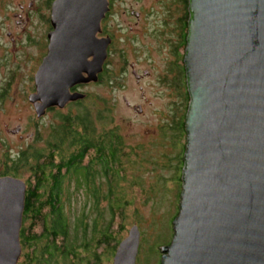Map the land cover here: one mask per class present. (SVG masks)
<instances>
[{
  "label": "water",
  "instance_id": "water-1",
  "mask_svg": "<svg viewBox=\"0 0 264 264\" xmlns=\"http://www.w3.org/2000/svg\"><path fill=\"white\" fill-rule=\"evenodd\" d=\"M95 1L99 7L90 15L53 1L52 49L30 95L38 117L84 98L69 88L102 71L108 40L94 41V35L109 4ZM188 1L183 60L190 97L181 199L160 264H264V0ZM93 52L91 72L78 68L72 77L73 67ZM24 182L0 178V264H17L21 257ZM139 229L128 230L112 264H135Z\"/></svg>",
  "mask_w": 264,
  "mask_h": 264
},
{
  "label": "rangeland",
  "instance_id": "rangeland-1",
  "mask_svg": "<svg viewBox=\"0 0 264 264\" xmlns=\"http://www.w3.org/2000/svg\"><path fill=\"white\" fill-rule=\"evenodd\" d=\"M36 1L9 0L7 4V8H12L9 19L12 23L9 25L13 32L21 26L22 29L31 30L30 35L33 34L35 38L23 48L11 47L13 49L9 50L10 53L3 65H0V173L8 169L2 165L3 162L14 164L20 149L29 145L43 146V138H47L52 123H56L55 112L43 114L44 116L37 122L35 119L37 113L28 99V94L36 90L33 82L35 65L39 62L43 50L41 44L33 43L42 37L43 28L39 18L34 15L22 17L17 15L22 14V11L19 6L16 8V5L25 2L24 7H29ZM158 2L113 0V16L110 15L106 22V28H110L114 33V45L111 54L108 55L106 66L109 81L82 88L88 96L85 103L93 106L95 111L106 106L112 109L114 121L118 125L119 133L124 136L123 142L126 146L143 144L149 147V152L142 154L143 158L149 159L150 162H146L141 169L146 173L154 172V176L157 174V188L155 186L149 191L153 197L144 204L145 200L142 199L139 189L137 190L139 213L135 219L136 223L131 219L123 233L125 237L135 224L140 228L139 252L135 264H160L163 254L161 249L173 238V221L179 212L182 188L180 181L182 171L178 170L180 163L178 156L180 152L181 158L183 156L182 147L185 145V139L184 142L176 140V146L173 147L169 145L168 140L171 134L168 133L167 138H161L163 136L161 128L170 124L172 118L180 115L185 107L182 85L185 81L186 86L187 79L181 66L184 53L181 48L179 49L180 44L178 45L177 41L176 10L174 12L178 0H167L165 4ZM131 5L138 10L144 7L145 12L153 8L151 11L153 16H148L150 18L148 19L145 13L144 18L141 15L142 17L135 22L126 11ZM123 9L126 11L125 14H122ZM15 20L22 21L21 25H15ZM13 25L16 28L13 29ZM1 39L9 41L6 35ZM39 43H42L41 39ZM182 48L185 46L182 45ZM4 52L5 50L1 49L0 56ZM70 110L74 111V106L61 111ZM18 127L19 131L15 132ZM152 155L157 164L152 165L154 160ZM168 160L173 161L172 167ZM150 168L154 171L151 172ZM18 177L27 180L28 185L33 181L32 174L26 170H22ZM152 179L149 178V181ZM81 192H76L77 201H71L70 208L74 215H78L84 203ZM24 225L27 226L26 222ZM89 227L91 231L92 228ZM36 229L39 230L38 227ZM110 247L102 245L95 249V252L102 256L100 264H112L114 252H111ZM23 260L21 256L19 262ZM87 264L95 263L89 261Z\"/></svg>",
  "mask_w": 264,
  "mask_h": 264
},
{
  "label": "trees",
  "instance_id": "trees-1",
  "mask_svg": "<svg viewBox=\"0 0 264 264\" xmlns=\"http://www.w3.org/2000/svg\"><path fill=\"white\" fill-rule=\"evenodd\" d=\"M183 39L186 43L185 34ZM182 86L184 110L161 128V138H167L168 133L172 135L168 140L173 147L176 140L184 142L187 136L184 118L190 94L185 81ZM74 108V111H55L56 123L49 128L43 146L20 149L14 164L6 169L14 176H20L22 170L30 171L33 177L26 186L24 221L19 233L24 260L19 264H87L89 261L100 264L102 256L95 249L110 245L114 256L131 219L132 222L137 219V190L144 204L153 197L149 191L157 188V174L141 169L150 162L142 154L149 152V147L125 145L112 109L106 106L95 111L85 101L78 102ZM182 149L184 155L186 146ZM178 158V170L182 171L185 159L181 158V152ZM167 162L173 166V161ZM149 178L153 179L149 181ZM77 191H82L84 203L78 215H74L70 205L71 201H77Z\"/></svg>",
  "mask_w": 264,
  "mask_h": 264
},
{
  "label": "flooded vegetation",
  "instance_id": "flooded-vegetation-1",
  "mask_svg": "<svg viewBox=\"0 0 264 264\" xmlns=\"http://www.w3.org/2000/svg\"><path fill=\"white\" fill-rule=\"evenodd\" d=\"M8 1L9 0H0V50L1 49L5 50L3 55L0 56V65H3L4 60L6 59L7 55H9V53H10V51H9L10 49L12 50L15 47L16 48H23V46L28 44V42L33 41L35 38V36H33V34L30 35L31 30L22 29L21 26H19L20 28L14 32H13L12 28H10L12 21H10L9 19L11 17L10 13L12 12V8H10V7L7 8ZM53 1L54 0H37L32 6H29V7H24V5H26L25 2L16 5V8H17V6H19L20 11H22V14L19 13L17 15H19L21 17H22V15L23 16H29V15L33 16L34 15L36 18H39L38 20H40V22L42 23L41 25L43 28L42 29L43 35L41 38H37L35 40L36 43L35 42L33 43L35 45L38 43V44H41V46H43V50H42L41 56L39 58L40 60L35 65L36 66L35 72H37L39 65L45 61V58L49 57L50 49H52L50 46V45H52L51 37H53L54 31L56 30L55 26L53 25L54 23L51 20L52 19V10L54 7ZM158 1H159L158 3L161 2L162 4L163 3L165 4L167 2V0H158ZM108 4H109L108 9L104 12V15L102 16V20L100 21L99 30H96V33L94 35V39H95L94 41H96L97 38L100 40L101 39L108 40V45L106 48V56L107 57L102 63V69H101L102 71H100L98 74H96V76H97L96 80H90V82H88V81L87 82H79L77 84L72 85L69 88V91L71 93L72 92L83 93L84 98L78 99L77 101L76 100L75 101H73V100L68 101L65 104L64 108L63 107L60 108L58 106H52V108L49 107L45 110L44 115H46L47 113H50V112L52 113L55 111L65 110V108L72 107L81 101H87V97H88L87 93L84 92L82 88L90 86L91 84H95V83H102L103 84V82H107V80L109 81L108 69L106 68V66H107V61L109 60L108 55L111 54V48L114 45V43H113L114 42V39H113L114 33H113V30H111L110 28H106V22L109 20L110 15L113 16L112 15V11L114 8L113 7V0H108ZM188 6H189L188 0H178V4H176V6L174 7V12L176 10V14H177V19H175V21H176L175 27L177 28L176 36H177L178 45L180 44L179 49L181 48L182 53H184V58H185L186 53H185V48H182V45L183 46L187 45V42L185 43V40L183 39V35L184 34L187 35L186 32L189 30L188 19H190V14H189ZM163 8H164V6H163ZM142 10H144V7H143V9L138 10L135 7H133V5L126 8V11L128 12V14L130 16H132L135 19V22L138 21V19H140L142 16L144 18L145 13L147 14L146 15L147 18H148V16H150V17L153 16L152 15L153 12L151 13V11L154 10L153 8L151 10L146 11V12H145V10H144V12ZM126 11H125V9H123L122 14H125ZM13 14H16V13H13ZM148 19H150V18H148ZM21 23H22V21L15 20V25L16 24L21 25ZM8 26H9V28H8ZM14 28H16V27L13 25V29ZM62 30H65V28L62 27ZM66 32H68V31H66ZM68 33L71 34V36H70L71 42L78 41V39H76V37H74L73 33H70V32H68ZM4 35H6L9 38V41L1 39V38H3ZM64 36H63V38H64ZM40 39L42 40V43H39ZM62 45H63V42H62ZM63 46H65V45H63ZM11 47H13V48H11ZM174 48H176V46ZM93 56H94V54L89 55V57H87L86 60L88 62L92 61L94 58ZM181 63H182L181 66L183 68V73H184V71H186V66H184V60L183 59H182ZM83 74H84V76L88 75L87 72H83ZM181 74H182V71H181ZM34 77H35V75H34ZM34 77H33V82H34ZM176 80H177V78H176ZM181 85H182V82H181ZM181 85H180V87H181ZM34 86H35V84H34ZM35 89H36V86H35ZM34 92H35V90L33 92H31L30 94H28V99L30 100V105H32L33 108H34L35 102L31 101L30 95L33 94ZM44 115H41L38 117V115L36 114V116H35L36 121L39 122L40 117H42ZM19 129L20 128L18 127L14 131L18 132ZM31 136L33 137V135H31ZM43 139H45V138H43ZM29 146H31V145H29ZM2 165L5 168L9 169V167L12 166V163L8 162L5 164V162H3ZM8 171L2 170V172L0 173V178L6 177V176L7 177H13V178H19L18 176H16V175L14 176L11 172H8ZM24 183H25V187L28 186L27 180ZM26 192H27V190H26ZM22 215H23V213H22ZM23 221L24 220H22V222ZM20 232H21V230H20ZM19 241H20V239H19ZM22 247L23 246H21V253H22ZM20 256H21V254H20ZM17 264H19V260H18Z\"/></svg>",
  "mask_w": 264,
  "mask_h": 264
},
{
  "label": "bare ground",
  "instance_id": "bare-ground-1",
  "mask_svg": "<svg viewBox=\"0 0 264 264\" xmlns=\"http://www.w3.org/2000/svg\"><path fill=\"white\" fill-rule=\"evenodd\" d=\"M58 2H59V0H58ZM60 3H63V4H61V6H67L68 8H70L71 10H73L74 11V9L76 8V6L78 7V8H80L81 10L83 9V10H86V12L90 15V14H92V12L93 11H96V9H98V5H97V2L95 1V0H63V2H60ZM59 3V4H60ZM84 12V11H83ZM83 12H81V11H79V12H77L78 14H80L81 16H83L84 15V13ZM93 54H94V58H93V60L92 61H90L89 63L88 62H86L85 60H83V62H81L82 64H83V66H81V67H73V75H72V77H75V79H77V75H78V71H77V69L78 68H84V69H86V70H88V71H90L91 72V65H92V63H95L96 61H97V57H96V53L95 52H93ZM79 66V65H78ZM2 200H6V198L5 197H3V199Z\"/></svg>",
  "mask_w": 264,
  "mask_h": 264
}]
</instances>
